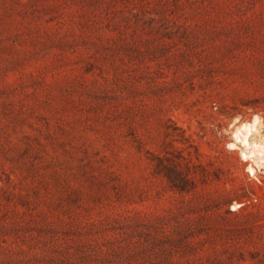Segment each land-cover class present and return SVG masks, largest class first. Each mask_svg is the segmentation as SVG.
I'll return each mask as SVG.
<instances>
[{"label":"rangeland","instance_id":"1","mask_svg":"<svg viewBox=\"0 0 264 264\" xmlns=\"http://www.w3.org/2000/svg\"><path fill=\"white\" fill-rule=\"evenodd\" d=\"M254 114L264 0H0V264H264Z\"/></svg>","mask_w":264,"mask_h":264},{"label":"bare ground","instance_id":"2","mask_svg":"<svg viewBox=\"0 0 264 264\" xmlns=\"http://www.w3.org/2000/svg\"><path fill=\"white\" fill-rule=\"evenodd\" d=\"M231 138L228 148L246 158L247 171L254 176L264 173V117L254 114L250 118H235L229 126ZM238 203L235 204V209ZM240 207V206H239Z\"/></svg>","mask_w":264,"mask_h":264},{"label":"built area","instance_id":"3","mask_svg":"<svg viewBox=\"0 0 264 264\" xmlns=\"http://www.w3.org/2000/svg\"><path fill=\"white\" fill-rule=\"evenodd\" d=\"M241 160H242L243 163H245V165H247L248 161H247L246 158H241ZM245 167H246V166H245ZM246 173H247V176H248V179H249V180H255V181H257L259 184H262V181H261V178H262V177H261L258 173L254 176L252 173H249V172L247 171V168H246ZM253 199L256 200V196H255V195H253Z\"/></svg>","mask_w":264,"mask_h":264},{"label":"trees","instance_id":"4","mask_svg":"<svg viewBox=\"0 0 264 264\" xmlns=\"http://www.w3.org/2000/svg\"><path fill=\"white\" fill-rule=\"evenodd\" d=\"M180 190H184V188H181ZM113 252H116L117 250L115 248H112Z\"/></svg>","mask_w":264,"mask_h":264}]
</instances>
